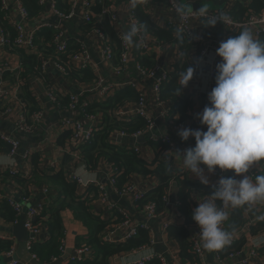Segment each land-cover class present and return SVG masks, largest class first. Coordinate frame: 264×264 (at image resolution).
Instances as JSON below:
<instances>
[{
    "label": "crops",
    "instance_id": "obj_1",
    "mask_svg": "<svg viewBox=\"0 0 264 264\" xmlns=\"http://www.w3.org/2000/svg\"><path fill=\"white\" fill-rule=\"evenodd\" d=\"M82 0H67L69 4L74 2L77 3L80 9V2ZM167 1V0H166ZM177 1V0H176ZM179 3L186 4L189 6L192 11L193 10H201L203 9L202 2H194L192 4L186 3L184 0H179ZM105 5L109 6L111 11L114 13V16L117 18L118 26L114 29L116 33L120 34L132 25L129 20V14L133 11V7L131 4H123V3H112L109 0L105 1ZM168 3L163 2H150L147 1L143 4V9L145 13L149 16L150 21L154 26L160 29H164L167 31H171L172 35H177L175 31L171 28V23L174 22V16L168 11L167 8ZM194 7L196 9H194ZM204 10V9H203ZM205 11H213V10H205ZM42 13V12H41ZM38 17H33L34 19L28 24L29 28H33L39 23H42L47 26H56L59 30L63 31L71 40H74L75 43H81L85 45L89 51L93 54V48L95 47V43L98 41L96 35L90 33V29H81L80 26L82 23L81 19L78 17H74L71 20H63L51 14L49 11L45 12ZM103 18L97 19L101 22ZM193 33L196 37H202L204 41H208L204 39L203 32L204 29L200 28L198 25V21H193L192 23ZM211 30V29H210ZM217 34V32H213ZM222 35L221 33H218ZM145 39L149 46L152 49L153 55L151 57H143L142 63L146 66L153 64L154 62H158L161 64L163 70L169 71V74L173 71L175 64V60L182 52L179 46L171 43L161 42L155 37L152 33H148L145 31ZM213 40V39H209ZM214 40H221V38H215ZM133 53L131 59L137 57V47H132ZM29 54V53H28ZM3 59L11 65V69L15 70L19 63V53L18 52H5L3 53ZM93 70L91 73L94 76L93 81L96 77L100 78L103 83L109 84L114 87L113 93L109 96V98L105 102H97L95 101V97L93 94L86 92L89 82H77L73 80L70 76L63 77L59 71L54 69L52 66L47 67L43 76L39 78L32 79L29 83V87L31 89V93L33 98L35 99L36 106L43 110L44 116L41 122L36 126L35 130L31 134H19L15 132L14 129V117L12 115H3L2 114V106L0 107V129L3 131H7L12 133L13 136L19 141L20 147L17 152V155L14 157L8 156L7 153H0V173L5 171L13 170L16 172H20L23 177H27L31 171V158L33 154H39V159L42 163V170L47 176L54 175L56 169L60 167L62 163V159L65 155L71 156V161H67L65 166L71 168L83 181V187L86 188H78L77 187V195L79 197L84 196V194L88 191L87 197L89 199V205L91 207V211L100 217L102 221L107 222V226L102 231L101 235H109V239L106 241L108 243H124L127 239V233L131 228L138 226L140 224H145L147 229L149 230V242L146 245H143L137 249L130 250L129 252H125L119 254L111 259L113 264H136L135 262L142 258H148L150 261L157 256H161L164 260L163 264H187L183 260L179 258V246L178 244L168 237L166 233L167 226H179L184 222V218L180 216L177 211V206L175 202H177V187L175 184L171 183V188L169 190L167 200L169 204L167 208L165 207L164 212L161 215H158L154 219L148 220L139 204H135L132 201L130 196L120 197L116 193L110 192L108 195V202L115 205L119 209L124 210L128 217L130 218V225L127 227H122L117 224V216L116 214L111 213L110 210L107 209V206L102 204L98 197H93L90 193L91 191H96L95 185L97 183H103L106 181V177L110 174L111 168L107 164V160L104 157H100L98 159V163L96 168L90 170L86 167L84 162L79 158L80 151L76 147H73L70 143V140H65L64 143L67 145L66 147L58 144V139L65 135L66 130L63 127L61 122L62 119L74 118L76 114L66 108L64 98L69 94H79L82 95V99H86L90 102V113L97 114L100 120L96 122H86L87 126L95 127V132L105 129L109 126L110 122L116 120L121 122H126L124 119H128L131 122L135 120L137 117L131 116V110L133 107L134 100L124 101L117 107L112 110L110 113V117L107 115L105 117L103 108L107 107L111 102L113 96L118 92L122 91L126 88L128 83H138L136 74L133 70H129L125 74L116 75L112 73V68L110 64L102 63L98 58L93 57ZM117 64V60L115 59L112 63V66ZM202 77L204 76V72H201ZM21 80L18 77V73L15 71L10 72V77L5 79V84H0V88L4 89L8 95L9 99L13 103V105L17 106V102L14 100L15 94H19L20 86L18 83ZM201 80L200 75L193 76V79L190 81L186 90L182 91V95L188 96L191 101V108L188 112L191 113V116L195 120L197 124H200L199 120L196 119V114L201 113L203 109L208 106V98H207V90L204 88H200ZM53 87L56 91L55 93L62 98L61 106L57 107L51 104L46 97V90ZM16 89V90H14ZM130 89V88H129ZM139 89H145L147 93L148 103L150 104L148 112L152 117L158 116L159 107L154 103V97L151 92V83L146 81L140 84ZM131 90V89H130ZM161 98V97H160ZM165 102H168L165 99H161ZM18 110V109H17ZM119 112L122 113L123 116H118ZM173 114V110L171 111ZM187 114V113H186ZM30 116L27 114V119ZM188 117V116H187ZM140 119V118H139ZM159 132L168 134V136H172V141L175 145L180 149L181 147L190 145V143L195 144L194 138H189L187 142H183L181 138L178 136V133H170L169 128L167 127L166 122L160 121L158 123ZM144 127V126H143ZM141 130V129H140ZM206 131V128H203ZM118 131H114L108 137L109 144L112 145L113 148L117 150H127L128 147L133 148L134 146H138L141 151V158L144 161L150 162L156 154V150L146 141V138L140 137L138 139H134L128 135L120 136L117 134ZM127 134V133H126ZM131 135V134H129ZM177 149V148H176ZM28 152L29 157L27 159L22 158V154ZM134 153V152H133ZM181 155V154H180ZM182 156V155H181ZM165 157L167 160L172 162V167L175 172V175H185L189 180L197 181L199 180L195 176H191V173L184 169L182 161L179 157L175 156L173 152L167 150L165 152ZM106 162L107 164L103 163ZM55 164V167L51 165ZM68 168V169H69ZM262 169L260 170V172ZM20 173L18 175H20ZM255 173L257 175L259 173L258 166H254L250 169L248 175H252ZM207 175V172H206ZM222 173L215 172L209 176V185L213 187V182L217 177H220ZM226 175H232L231 172L226 173ZM241 177H237L240 179ZM129 180L143 193H148L156 187V180L150 177H143L139 174H133L129 176ZM50 184V183H49ZM43 182H38L33 184L30 187V191L28 193L27 202L23 205L24 208L28 206H36L42 203H45L46 200L50 201L49 206L54 205L60 195L59 192L51 187H49L48 194H44ZM46 188V187H45ZM168 191V190H167ZM8 196L10 199L21 202L22 196L18 189L11 184L0 185V196ZM206 195H200L199 193H194L192 195L193 201H201L205 198ZM264 212V205H257L251 210H246L243 208H239L236 210L230 211L229 221L225 222V229L231 231L232 233H236V237L242 239L243 244L241 247H248V243H251L252 240L257 239L259 237L264 239V232H256L251 234L250 228L254 226L250 223L260 216ZM47 213V212H46ZM45 213V214H46ZM63 229H64V252L60 254V257L56 261L57 264H66L67 259L64 258L67 253L66 251L73 250L76 248V242L79 240V243H84V239L88 236V230L86 227L82 225L80 221H78L69 210H64L60 213ZM44 224V223H43ZM43 232L41 234V240L44 242L48 238V232L46 229V225L44 224ZM13 226L5 223L0 219V235L9 236L10 240L13 242V250L14 253L10 257L0 256V264H8L11 260H16L20 264H23L24 257L19 254L22 253L21 248H24L21 243H19L12 233H9V229ZM196 232V227H193L189 230V234L193 235ZM199 234V233H198ZM189 235V237H190ZM199 238V235H197ZM237 239V238H236ZM25 243V242H24ZM262 249L260 251V255L257 259H255L252 264H264V244L259 248ZM205 250V249H204ZM217 251H207L205 250L204 256L201 259L202 264H215V253ZM28 254V252H27ZM29 255V254H28Z\"/></svg>",
    "mask_w": 264,
    "mask_h": 264
},
{
    "label": "built area",
    "instance_id": "obj_2",
    "mask_svg": "<svg viewBox=\"0 0 264 264\" xmlns=\"http://www.w3.org/2000/svg\"><path fill=\"white\" fill-rule=\"evenodd\" d=\"M106 0H82L80 2V9L77 3L69 2V12L63 13L59 11L56 7L55 0H37V5L43 9L42 14L49 11L54 16L63 20H71L74 17H78L81 19L82 23L86 24H96L99 23L97 19L107 17L110 25L115 29L118 26L117 18L114 16V13L111 11L109 6L105 5ZM186 3L192 4L194 2H204L211 0H184ZM253 0H230L227 4L224 5L223 9L220 11H206L208 15H220L224 14L226 16L225 24L222 22H217L215 27H209L205 25L206 17L201 15V10H193L192 15L189 18H181L177 15L175 9L177 6L176 0H167V8L168 11L174 16V22L171 23V28L175 31L177 35H182L189 41L194 43V48L186 53L188 57V64L191 67L195 68L194 75H200V88H204L207 90V98L211 90L215 87V77L217 75L216 65L221 62L220 58L216 55V50L219 47L220 40H208L204 41L202 37H196L193 33L192 23L193 21H198V25L200 28H204L206 26L208 29H211L213 32L221 33L222 35L230 34V33H239V31L243 27H250L254 35L258 38L264 34V8L260 10L258 13L249 14L243 21H236L230 14L232 8L237 3H242L244 6L250 4ZM96 5H101L102 10L98 14H93L92 8ZM1 10L4 12V18L9 23L11 30L13 31V37L10 38L8 31L0 25V84H5V79L2 78V74L5 72H13L16 70L19 73L20 67L18 66L15 70L11 69V65L9 62L3 59V53L5 52H14L16 49L24 51L26 53L34 54L37 51L35 50L34 44V36L44 29H51L55 32V35L52 40V46L54 53L57 55H66L69 45L68 41L70 38L58 27L47 26L42 23L37 24L33 28H29L28 24L34 19L33 17H29L26 10L22 7L21 3L18 0H0ZM129 20L132 25L136 24L134 20L133 11L129 14ZM115 31V30H114ZM90 33L96 35L98 41L95 43V47L93 48V54L89 51V49L81 44H79V49L76 52H70L67 56L68 63L70 69L74 71H83V70H93V57L98 58L102 63L110 64L112 68V73L116 75L125 74L129 70H133L137 77L138 83H128L127 86L136 92L137 98L134 100L133 107L131 110V116L140 118L144 121V127L137 131L134 134H126L124 132H118L117 134L120 136L128 135L134 139H138L140 137H145L148 143L161 142L168 146V150L170 152H179L181 155L188 148H193L195 146L194 143H190V145L181 147L180 149L175 145L172 141V136H168V134H164L159 132L158 123L160 121L166 122L167 127L170 130V133H178V131L182 128H190V129H198L202 128L199 124L195 122L190 112H187V116L190 118L186 122H169V118L171 116L172 111V103L165 102L160 98V90L169 80V71L163 70L161 64L158 62H154L149 66H146L142 63L143 57H151L153 55L152 49L147 43L145 39V31L141 28L138 32L137 40L140 43V47L137 48V57L131 59L133 50L130 48L122 39V33L118 34L115 32L118 40L120 41V48L115 53L114 47L110 41V38L103 32L102 28L98 25H94ZM117 60V64L112 66L114 60ZM183 57L182 53L178 55L175 60V64H182ZM52 66L54 69L63 74V77L69 76L67 69L62 64L54 61V60H46L41 63V70L45 71L47 67ZM201 72H204V76L202 77ZM151 83V92L154 97V103L158 105V116L152 117L149 115L148 109L150 104L148 103L147 93L145 89H139L140 84L143 82ZM21 81L18 83L21 86ZM16 90V89H14ZM183 90H186L183 89ZM182 90V91H183ZM114 87L103 83V81L96 77L95 80L88 85L87 91L91 93L95 97V101L97 102H105L109 96L113 93ZM53 87L46 90V97L48 101L59 107L61 106L60 100L57 98V94L55 93ZM17 94L14 96V100L17 102V106L13 105L11 100L9 99L8 93L0 88V107L2 106V114L3 115H12L14 117V131L19 134H31L34 132L36 126L41 122L44 116V112L41 109H38L34 113L30 115L27 119V113L25 110V105L19 100ZM66 108L76 114L74 118L62 119L61 122L63 127L70 132V143L73 147L77 149H81L85 145H89L91 143L93 133L95 132V127H90L86 125V122H96L100 120L97 114L90 113L89 106L90 102L86 99H82V95L77 93L69 94L66 97ZM208 106L209 100L207 102ZM18 109V110H17ZM118 116H123L121 112H119ZM126 122L128 119H124ZM203 130V129H202ZM0 142L6 143L9 146L8 156L14 157L17 155L20 144L19 141L13 136L12 133L7 131H3L0 129ZM177 148V149H176ZM128 151L134 152L135 155L141 158V151L138 146H134L133 148L128 147ZM29 157V153L25 152L22 154L23 159H27ZM168 157H165L164 159ZM143 159V158H141ZM169 159V158H168ZM107 164L106 162H103ZM110 168V174L106 177V181L103 183H97L95 185L96 192L98 194L99 201L107 206V209L110 210L111 213L117 214L121 217V222L119 226L128 227L130 225V218L127 213L116 207L115 205L108 202V195L110 192L116 193L120 197L130 196L132 201L135 204H138L146 193H143L139 190L132 181L128 180L121 189L116 187V170L113 167V164H107ZM56 168L55 164L51 165ZM9 173L19 174L20 172H16L13 170H9ZM21 175V173H20ZM253 178L255 173L252 174ZM66 178L69 182L76 184L78 188H86L83 187L82 179L73 171L71 168L66 170ZM220 177H217L213 186L217 184V181ZM173 185L175 183H172ZM171 187L168 188L166 194L164 195L162 201L164 204L163 211L161 213H157L156 205L153 202H146L142 205L141 209L148 220L154 219L158 215H161L165 207L169 204L167 200V196ZM44 194H48L49 189L43 187ZM22 196V195H21ZM4 200L7 201L8 205L15 212V220L10 224V226H15L20 221V217L22 215L25 216V221L23 227L27 233V239L24 243L25 249L29 254V261L23 264H32V262H37L36 256L30 253V245L32 242H39L41 240V234L43 232V228L45 227L43 223H35L38 219L44 215L45 209L48 204H50L49 200H46L45 203L36 206H28L24 208L23 205L27 202V198L22 197L21 202H16L10 199L8 196H1ZM175 205L178 206V200L175 202ZM194 206H198V201H194ZM259 217H264V212L254 219L252 223L262 222L264 219H260ZM224 227V225H223ZM225 228V227H224ZM146 230L147 226L145 224H140L130 229L127 233V239L136 237L139 230ZM200 229L196 225V232L193 235H190L189 241L195 255L202 259L204 256L205 250L202 247L200 242V238H198V233ZM236 233H233V238L231 244L226 247L234 246L235 240L239 239L240 235L236 237ZM237 238V239H236ZM0 239H8L9 236L0 235ZM102 239L107 241L109 239V235H103ZM126 239V240H127ZM264 244V239L259 237L248 243V247H241L239 250L230 249L226 257L221 258L215 253V264H252V262L259 257L258 249ZM60 254L64 252V242L62 241V245L59 249ZM14 253L13 247H11L8 251L4 252L2 256L10 257ZM1 256V255H0ZM94 250L87 246L76 247L72 250L71 255L67 259L68 262H78V261H87L92 260L94 258ZM154 259L158 260L160 264L164 263V260L161 256H157ZM58 259H54L53 263H56ZM153 260V259H152ZM150 259L142 258L136 261V264H145L149 262ZM8 264H20L16 260L9 261Z\"/></svg>",
    "mask_w": 264,
    "mask_h": 264
},
{
    "label": "trees",
    "instance_id": "obj_3",
    "mask_svg": "<svg viewBox=\"0 0 264 264\" xmlns=\"http://www.w3.org/2000/svg\"><path fill=\"white\" fill-rule=\"evenodd\" d=\"M22 7L26 10L29 17H38L43 11L41 7L37 5V0H18ZM147 1L150 2H163L167 3L166 0H136V7H133L134 20L137 25H144L142 28L148 33H152L157 39L164 43L176 44L179 46L182 52L183 62L174 66L173 71L169 74L168 82L160 90L161 99H165L172 103L173 114L169 118V122H186L190 118L187 117V112L191 108V101L188 96L175 95L176 82L179 74L185 71L188 67L187 52L194 48V43L187 40L182 35H172L171 31L157 28L150 21L149 16L143 9V4ZM112 3H127L131 4V0H109ZM56 7L63 13L69 12V4L67 0H55ZM264 8V4L259 0H253L247 6L242 3H237L232 8L230 14L236 21H243L249 14L258 13ZM102 10L101 5H96L92 8L93 14H98ZM4 12L0 6V25L4 27L9 34V37H13V31L10 28L9 23L4 18ZM94 25H98L102 28L103 32L110 38V41L114 47L115 53L120 48V41L118 40L113 27L107 17H103L101 22L96 24H81V29H90ZM55 32L51 29H44L34 36L35 50L34 54H28L21 50H15L19 53L20 69L18 77L21 80L20 91L17 97L25 105L26 113L30 116L32 113L37 111L39 108L36 106L35 99L32 96L29 83L32 79L39 78L44 75L40 66L42 61L54 60L67 69L69 76L77 82H89L91 83L94 79L93 74L89 70L74 71L70 69L67 56L70 52H76L79 49V44L75 43L74 40L68 41V51L66 55H57L54 53L52 40ZM238 33H230L226 35H219L213 33L212 30L205 28L203 32L204 39H215L221 38L222 41L227 40L230 37H234ZM264 40V34L259 38ZM14 51V52H15ZM10 77V72L2 74L3 79ZM57 98L62 102V98L57 95ZM137 98L136 92L126 88L122 91H118L107 107L102 110L105 117H110V111L119 107L121 103L127 100H135ZM66 105V99L64 98ZM90 111V109H89ZM144 126L142 119L136 118L131 122L112 121L109 126L103 130L93 133L91 143L82 147L79 158L84 162L86 167L90 170L96 168L98 159L104 157L108 163L113 164L116 170V187L121 189L124 184L129 180V176L133 174H139L143 177H150L156 180V187L150 192L143 196V199L138 203L141 207L146 202H153L156 205L157 213L163 211V197L166 191L171 187V183L174 182L177 187V199L178 206L177 211L181 217L184 218V222L179 226H167L168 237L174 240L179 246V258L187 264H202L201 259L198 258L192 250L189 241V230L196 227V223L192 220V211L196 207L192 200L194 193L200 195L210 196L214 190V187L208 185H202L200 182L189 180L184 174L175 175L174 170L168 171V161L164 159V154L168 150V146L161 142L151 143L150 145L156 150L155 157L150 161H144L132 151L128 150H117L113 148L108 142V137L115 130L118 132H124L127 134H134ZM65 135L58 139V144L61 146H67L64 141L70 140V132L65 131ZM9 146L6 143L0 142V153H8ZM67 161H71L70 155H65L62 159L60 167H58L54 175L47 176L42 170V163L39 159V154H33L31 158V171L27 177L22 175L12 174L8 171L0 173V185L11 184L14 185L21 193L22 197H27L30 191V187L38 182H43L47 189L49 187L59 192L58 201L52 205H47L44 215L41 219H37L35 223H44L48 232V238L44 242H32L30 245V253L36 256L37 262L40 264H52L54 259L60 257V247L64 237V229L61 220L60 213L64 210H69L74 218L82 223L88 230V236L84 239V243L80 244L79 240L76 242V247L87 246L94 250V258L87 261L68 262L66 264H113L111 259L119 254L129 252L130 250L137 249L149 242V233L146 230H139L136 237L127 239L124 243L114 244L108 243L102 239V231L107 226V222L102 221L99 216L95 215L91 211L89 205V199L87 197L88 191L84 196L79 197L77 195L76 184L69 182L66 178V170L69 167L65 166ZM170 161V160H169ZM171 162V161H170ZM173 166V165H172ZM173 169V167H172ZM220 170L217 169L216 172ZM261 172H264L262 169ZM260 174V172L258 173ZM257 174V175H258ZM50 183V184H49ZM93 197L98 194L96 191H91ZM219 203V202H218ZM245 209V208H243ZM47 212V213H46ZM46 213V214H45ZM117 215V214H116ZM0 219L7 224H11L15 220V212L8 205L7 201L0 196ZM117 224L121 222V217L117 216ZM250 228L251 234L256 232H264V221L255 222ZM243 244L242 239H237L234 242V246L225 247L221 250H217L219 257L224 258L227 256L230 249L239 250ZM13 242L8 239H0V255L8 251L13 247ZM258 249V254L260 251ZM145 264H160L158 260L153 259Z\"/></svg>",
    "mask_w": 264,
    "mask_h": 264
},
{
    "label": "clouds",
    "instance_id": "obj_4",
    "mask_svg": "<svg viewBox=\"0 0 264 264\" xmlns=\"http://www.w3.org/2000/svg\"><path fill=\"white\" fill-rule=\"evenodd\" d=\"M131 5L136 7V0ZM175 11L181 18L192 15V9L179 0ZM201 15L206 17V26L215 27L218 21L225 24L224 14L208 15L201 9ZM144 27L130 25L122 34L123 42L130 48L140 47L137 36ZM216 55L221 62L216 65L215 87L208 95L210 106L196 114L202 128L178 131L183 142L194 138L195 146L182 156L173 152L202 185H209V176L217 169L222 173L212 194L198 201L191 216L200 229L202 247L210 252L232 242L233 233L223 227L230 211L264 205V172H260L264 169V40L250 27H243L238 35L220 42ZM194 72V67H188L179 74L176 96L187 88ZM167 161L171 172L172 162ZM254 166L260 174L253 178L248 173ZM229 172L232 175H226Z\"/></svg>",
    "mask_w": 264,
    "mask_h": 264
},
{
    "label": "water",
    "instance_id": "obj_5",
    "mask_svg": "<svg viewBox=\"0 0 264 264\" xmlns=\"http://www.w3.org/2000/svg\"><path fill=\"white\" fill-rule=\"evenodd\" d=\"M229 1L230 0H211V1H208L207 3L211 10L220 11L223 9L224 5L227 4ZM259 1H261L264 4V0H259ZM24 221H25V216L22 215L20 217V221L18 222V224L9 229V233H12V235L16 237L17 241L21 243L23 246H24V242L27 239V233L23 227ZM21 251L22 253H20L19 255L24 257L23 262L25 263L29 261L30 257L27 254V252H25L24 248H21ZM66 253L67 255L64 257L65 259L71 255L72 251L69 250V251H66ZM32 264H40V263L32 262ZM52 264H57V263H52Z\"/></svg>",
    "mask_w": 264,
    "mask_h": 264
},
{
    "label": "rangeland",
    "instance_id": "obj_6",
    "mask_svg": "<svg viewBox=\"0 0 264 264\" xmlns=\"http://www.w3.org/2000/svg\"><path fill=\"white\" fill-rule=\"evenodd\" d=\"M208 1H204V2H202V4H203V9L204 10H211L210 8H209V5H208V3H207ZM194 9H196L195 7H194Z\"/></svg>",
    "mask_w": 264,
    "mask_h": 264
}]
</instances>
